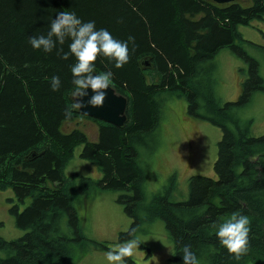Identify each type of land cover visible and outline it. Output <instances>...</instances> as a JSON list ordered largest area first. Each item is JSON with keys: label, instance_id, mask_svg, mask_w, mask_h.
<instances>
[{"label": "trees", "instance_id": "trees-1", "mask_svg": "<svg viewBox=\"0 0 264 264\" xmlns=\"http://www.w3.org/2000/svg\"><path fill=\"white\" fill-rule=\"evenodd\" d=\"M60 11L94 21L117 40L135 38L122 68L102 55L95 61L96 73L111 71V86L128 99L122 126L79 110L65 119L64 109L73 102L75 57L62 59L58 49L68 52L70 40L50 53L29 43L47 34ZM257 19H264V0L247 6L237 0H0V190H14L17 203L10 212L26 230L12 240L0 236V264H75L76 246L111 249L106 241L87 238L76 207L81 196L100 190L119 192L117 201L133 219L119 243L137 226L138 235L144 220L163 219L178 261L190 245L200 264H264V134L253 135V120L240 115L254 93L264 91V78L259 61L236 42L245 41L239 26ZM225 47L248 67L240 69L246 77L238 99L223 102L215 93L213 59ZM53 76L60 77L58 91L51 89ZM171 95L187 99L191 116L221 128L216 177L192 175L182 201L172 198V181L147 202L139 142L159 127L163 101ZM84 120L95 122V139ZM78 145L101 178L65 173ZM237 211L251 220L248 252L238 262L210 227Z\"/></svg>", "mask_w": 264, "mask_h": 264}, {"label": "rangeland", "instance_id": "rangeland-1", "mask_svg": "<svg viewBox=\"0 0 264 264\" xmlns=\"http://www.w3.org/2000/svg\"><path fill=\"white\" fill-rule=\"evenodd\" d=\"M242 5H250L253 0H237ZM239 31L245 41L237 39L248 53L259 61L260 74L264 78V19L251 24H241ZM216 65V96L223 102L238 99L242 91L243 77L248 63L231 48H222L213 59ZM243 119H252V134H264V91H256L250 104L240 111ZM90 139H95L97 126L92 120L82 122ZM222 130L218 126L191 116L184 96H170L164 99L159 127L139 142V161L146 172V201L155 193L163 192L173 181L174 200L182 201L189 196V178L195 174L216 177L214 163L218 156V142ZM83 145L75 148L74 155L65 169L67 175L78 173L94 179L102 174L97 165L81 157ZM119 192L100 190L76 203L83 231L87 238L108 242L115 247L119 233L128 230L133 219L126 213L123 204L117 201ZM30 202L27 198L20 205L21 210ZM16 195L12 188L0 190V236L8 240L23 236L26 230L16 224L10 212L15 205ZM142 216V215H141ZM140 245L129 260L117 264H183L175 259L174 242L170 238L163 219L144 220L142 230L137 235ZM107 249L85 245L76 246L75 264H110L106 259ZM4 255V253H1ZM247 264H253L248 262Z\"/></svg>", "mask_w": 264, "mask_h": 264}, {"label": "clouds", "instance_id": "clouds-1", "mask_svg": "<svg viewBox=\"0 0 264 264\" xmlns=\"http://www.w3.org/2000/svg\"><path fill=\"white\" fill-rule=\"evenodd\" d=\"M134 39L129 36L128 41L117 40L108 30L103 28L97 30L94 21L83 22L72 11L58 12L51 20L46 35L29 38V43L34 49H42L48 53L52 52L57 44L64 45L66 40H70L68 52H64L62 47L58 49V54L62 53V59H68L70 55L75 57V63L70 66L73 102L64 109L66 120H71L77 110L81 114H87L81 111L86 106L103 107L106 90L111 87L113 73L111 71L96 73L95 61L102 55L114 61L116 68H122L130 59L128 42L134 43ZM50 86L53 91H58L61 87L60 77H51ZM88 89H91L93 94L85 104L83 98L88 96ZM250 224V218L237 211L222 221L213 222L210 226L219 242L237 262L247 255ZM138 231L139 226L133 228L126 240L107 251L106 259L110 264H117L124 258L133 256L134 250L140 245ZM181 253L183 264H200L190 245L183 246Z\"/></svg>", "mask_w": 264, "mask_h": 264}, {"label": "water", "instance_id": "water-1", "mask_svg": "<svg viewBox=\"0 0 264 264\" xmlns=\"http://www.w3.org/2000/svg\"><path fill=\"white\" fill-rule=\"evenodd\" d=\"M215 1L220 4H224L236 0ZM144 64L149 66L148 61H144ZM106 93V100L103 107H91L89 105L84 107L81 111L87 113L86 115L102 119L118 126H122L127 120L126 110L128 106V99L125 95L117 93L112 86L106 90ZM92 94V90L88 89V96L83 98L85 104H87V100Z\"/></svg>", "mask_w": 264, "mask_h": 264}]
</instances>
